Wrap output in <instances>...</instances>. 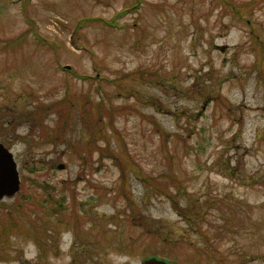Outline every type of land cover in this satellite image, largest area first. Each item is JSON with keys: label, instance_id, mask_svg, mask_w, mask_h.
<instances>
[{"label": "rangeland", "instance_id": "obj_1", "mask_svg": "<svg viewBox=\"0 0 264 264\" xmlns=\"http://www.w3.org/2000/svg\"><path fill=\"white\" fill-rule=\"evenodd\" d=\"M27 1L0 0V141L20 179L0 264H140L163 245L148 228L176 242L171 264H264V0ZM66 91L54 140L57 114L27 111Z\"/></svg>", "mask_w": 264, "mask_h": 264}, {"label": "trees", "instance_id": "obj_2", "mask_svg": "<svg viewBox=\"0 0 264 264\" xmlns=\"http://www.w3.org/2000/svg\"><path fill=\"white\" fill-rule=\"evenodd\" d=\"M26 2H28V1L26 0ZM125 9H129V8H125ZM25 12H26V10H25ZM87 19L92 20V18L82 19L81 21H79L77 23V28H79V27L82 28L81 27L82 25L87 24L86 23ZM93 19H96V18H93ZM85 78H94V77H90V75L89 76L85 75ZM97 103L98 102L95 100L90 101L88 110H83L82 113H80V116L82 117V119H84L85 114L88 113V122H89V120H91V121L94 120L95 122L97 121L96 118H94L95 117L94 115H96L98 113V109H97L98 104ZM74 107H75L74 101L70 98L69 92L66 91V93L64 94V96H62L61 99L50 102V104L49 103H38V104L34 105L31 110L29 109L27 111V115L29 116V118L34 116V117H36V119H38V122H41L46 114H48L50 112L56 113L57 114V120H56L55 126L53 127L52 132H51V134L54 132L56 133L53 136L54 140H56L60 137L59 135L63 134L65 129L70 127L69 122H70L71 116L73 114V110L75 111ZM102 118H104V117L101 116V119ZM36 123H37V121H35V123L31 124V129H33L34 132L40 131V130H45V129L36 128ZM37 125H39V123ZM158 128H159L158 130L160 132L159 133L160 136L163 135L162 129L160 127H158ZM112 132H113V127H112ZM50 137H52V135ZM103 138L106 141L107 137L104 136ZM91 144L92 143L90 141L84 142L83 144H80V148H82V149L89 148V145H91ZM99 150H100V147H99ZM103 150H105L107 155L112 158V161L115 163V165H117L119 167L121 179H122V181H124V176L126 174V167H125L124 162L122 160L123 157L119 156L118 152L116 151V150H119V148L112 147V150L110 151L109 146H106V148L105 149L103 148ZM147 184L149 185V187L152 190L156 191L158 194L159 193L160 194L166 193L165 189L163 187H161L160 185H158V183L156 184L154 182H150ZM20 196H22V194ZM172 200H173L172 205H174V207L179 211L180 207L177 204V200L176 199H172ZM25 201H29L28 195L27 196L24 195L23 199L20 202H18L19 204L14 205V208L16 210H21L25 204ZM41 201L44 204V206H46V204H49V206L47 207L48 211H46V210L44 211V213H48V214H50V212H53V213L59 212L60 209L64 206V202H65L64 196L62 193H60L58 196L53 197L51 200L47 197H42ZM198 205H199V207L202 206V204L198 203V201H195L186 210H196V209H198ZM43 209H45V208L43 207ZM194 213H197V212H194ZM147 234L149 237L152 238V240L154 238L162 239L161 241H162L163 245L160 247H154L152 249L149 248V251L145 254L144 258H148V257H152V256H157V257H161L164 259L170 258L172 253L169 252L168 247L165 246V244L168 243L167 240H169L170 241L169 243L173 244V245H175L174 243H176V242L172 238H167V237L160 235L157 229H149L148 228ZM39 235L41 236V233ZM39 235L35 233L33 235V237L35 238V241H38L41 243V239H40L41 237ZM42 241L44 242V240H42ZM171 250H173V249H171Z\"/></svg>", "mask_w": 264, "mask_h": 264}, {"label": "water", "instance_id": "obj_3", "mask_svg": "<svg viewBox=\"0 0 264 264\" xmlns=\"http://www.w3.org/2000/svg\"><path fill=\"white\" fill-rule=\"evenodd\" d=\"M69 66V65H68ZM67 66V67H68ZM59 167H63L60 164ZM19 190V175L12 153L0 142V200ZM140 264H170L161 257L144 258Z\"/></svg>", "mask_w": 264, "mask_h": 264}, {"label": "flooded vegetation", "instance_id": "obj_4", "mask_svg": "<svg viewBox=\"0 0 264 264\" xmlns=\"http://www.w3.org/2000/svg\"><path fill=\"white\" fill-rule=\"evenodd\" d=\"M1 142V141H0ZM3 143V145L12 153V156H13V160H14V162L16 163V167H17V169H18V166H17V161H16V159H17V157H16V155H15V153H14V151H12V150H14V148H13V144H5L4 142H2ZM4 198H6V197H4Z\"/></svg>", "mask_w": 264, "mask_h": 264}]
</instances>
